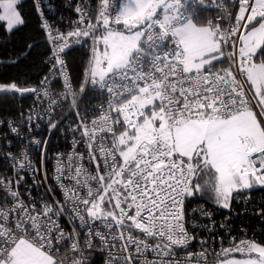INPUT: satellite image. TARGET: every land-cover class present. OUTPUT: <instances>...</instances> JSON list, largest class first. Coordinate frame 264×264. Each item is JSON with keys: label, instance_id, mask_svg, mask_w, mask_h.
<instances>
[{"label": "snow or ice", "instance_id": "snow-or-ice-1", "mask_svg": "<svg viewBox=\"0 0 264 264\" xmlns=\"http://www.w3.org/2000/svg\"><path fill=\"white\" fill-rule=\"evenodd\" d=\"M18 3L0 0V21L9 31L24 23ZM202 4L99 0L95 23L87 3L77 6L78 25L89 30L61 34L58 50L73 37L91 36L104 46L92 49L87 76L106 104L91 128L80 125L96 172L69 156L57 168V179L67 181L60 184L63 202L26 201L19 180H0V264H85L55 258L62 245L82 256L78 228L88 229L85 247L98 238L116 250L111 264H207L206 249L189 250L195 236L186 227L185 202L210 186L216 202L229 208L234 192L264 185V0H240L237 26L227 30L222 18L200 19ZM56 64L63 66L59 56ZM29 91L35 89L0 84V92ZM72 103L79 116L75 97ZM49 125L56 127L51 119ZM202 175L211 177L204 187ZM63 216L79 221L67 234ZM97 221L106 232L95 230ZM223 252L242 258L220 264H264V245L256 242L241 240Z\"/></svg>", "mask_w": 264, "mask_h": 264}, {"label": "built area", "instance_id": "built-area-1", "mask_svg": "<svg viewBox=\"0 0 264 264\" xmlns=\"http://www.w3.org/2000/svg\"><path fill=\"white\" fill-rule=\"evenodd\" d=\"M33 2L50 45L47 61L52 69L44 83L33 88L35 89L31 92L33 99L27 109L18 116L0 117V180H11L13 184L19 180L18 191L26 201L63 202L65 197L60 184L67 181L57 179L60 175L57 172L58 166H66L68 157L71 156L73 163L82 165L87 173L96 172V162L89 159V140L83 135L80 125L88 123V127H92L90 121L100 116V106L106 104L107 97L88 82L87 72L84 87L82 89L76 87L66 54L74 37L67 40L62 52L58 50V45L62 43L59 37L61 34L67 36V33L74 31L77 26L89 30L86 24L78 25L80 13L76 8L83 7L87 3L95 23V11L99 0H33ZM209 6H212L214 11L208 20L222 18L220 24L225 30L237 26L235 17L239 13L240 0H203V4L198 6L196 11ZM45 24L47 27L44 26ZM99 32L101 30L95 32L94 37H97ZM79 39L89 40L91 56L96 40L91 36ZM238 47L239 45L236 46L237 49ZM224 51L227 55L230 49L224 48ZM56 56L63 60V66L56 64ZM222 66L228 67L229 61H225ZM232 67L233 71H236L235 65ZM66 78L68 87L65 85ZM240 79L243 82L242 76ZM44 90L50 95L44 96ZM244 90L248 96H252L249 84L244 83ZM85 91L92 93L94 97H88L84 94ZM74 97L79 116L77 109L73 108ZM52 100H56L57 103L52 105L50 110ZM252 103H255V100ZM255 110L259 112V107ZM29 116L31 120L28 119ZM81 117H85L84 121H81ZM50 119L56 127H50ZM13 128L16 131H13ZM81 154L83 159L80 158ZM97 160L103 170V160L99 154ZM259 187L264 188V185ZM86 191L87 189H83L81 194ZM233 198L236 209L225 214H220V211L204 202L195 203L187 210V201L185 202L186 227L189 234L195 236L189 250L198 253L206 249L209 253L207 264H216L235 255L240 256L235 252L227 255L223 252V249L232 247L236 242L247 240L259 243L261 239L262 229L259 226H251L250 223L262 215L260 197L255 193L247 192L245 195H235ZM68 207L71 205L69 204ZM243 218L246 221H243ZM73 223L79 225V221H73L71 216H63L59 219V224L66 234L71 232ZM99 224L100 222L97 221L95 230L106 232V229L98 227ZM78 231L82 256L80 253H72L69 250L70 245H62L55 258L61 260L67 257L69 262L72 259H83L87 263L95 253L101 255L102 264H111L110 258L117 254L116 250L110 251L109 246L98 238L92 240V247L89 249L83 244L88 229L78 228ZM149 258H151L150 254Z\"/></svg>", "mask_w": 264, "mask_h": 264}, {"label": "trees", "instance_id": "trees-1", "mask_svg": "<svg viewBox=\"0 0 264 264\" xmlns=\"http://www.w3.org/2000/svg\"><path fill=\"white\" fill-rule=\"evenodd\" d=\"M210 1V0H209ZM63 2V1H62ZM24 23L7 30L5 22L0 21V84L8 85L15 82L20 88H36L41 86L52 66L47 61L50 45L41 26L39 16L33 0H21L17 5ZM2 11V10H0ZM212 6L198 10L200 19L208 20L213 13ZM91 43L86 39H72L67 50V58L71 70L72 79L79 89L85 84L86 72L90 61ZM88 97H94L90 92H84ZM31 93L0 92V117L18 116L27 109L32 102ZM255 193L261 199L262 215L253 220L251 226H259L262 235L259 243L264 244V188L259 186L251 189H243L232 196V207L224 210L212 203L204 196V192L186 202L188 210L193 204L204 202L220 211V214L236 209L235 195ZM243 221H246L243 218ZM85 264H102L100 254H92L89 262Z\"/></svg>", "mask_w": 264, "mask_h": 264}, {"label": "rangeland", "instance_id": "rangeland-1", "mask_svg": "<svg viewBox=\"0 0 264 264\" xmlns=\"http://www.w3.org/2000/svg\"><path fill=\"white\" fill-rule=\"evenodd\" d=\"M21 0H19V2H20ZM17 10L19 11V9H18V7H17ZM20 12V11H19ZM22 17V16H21ZM5 25H6V22H5ZM112 27L113 28H117L118 26H116V25H112ZM6 28H7V25H6ZM104 34V30L103 29H101V32H99L98 34H97V37H100V36H102ZM94 48H97L98 50H100L101 52L103 51V48H104V46H103V43L102 42H95V47ZM211 179V177L210 176H204V175H202L201 177H200V179H199V182H200V184L202 185V187H204V183H205V180H210ZM257 186H259V184H254L253 185V187L252 188H254V187H257ZM204 196L206 197V198H208V200H210L212 203H214V204H216L218 207H220V208H222V209H224V210H230L231 209V207H232V198H231V202H230V206H229V208H223L219 203H217L216 202V200H215V197H214V193L211 191V188H210V186L209 187H204ZM258 244H261V245H264L263 243H258ZM231 258H237V259H240V258H242L241 256H237V255H235V256H231V257H228V258H225V259H223V260H227V259H231ZM216 264H220V262H218V263H216Z\"/></svg>", "mask_w": 264, "mask_h": 264}, {"label": "water", "instance_id": "water-1", "mask_svg": "<svg viewBox=\"0 0 264 264\" xmlns=\"http://www.w3.org/2000/svg\"><path fill=\"white\" fill-rule=\"evenodd\" d=\"M29 89H33V88H29ZM32 91H29V92H23V93H31Z\"/></svg>", "mask_w": 264, "mask_h": 264}, {"label": "crops", "instance_id": "crops-1", "mask_svg": "<svg viewBox=\"0 0 264 264\" xmlns=\"http://www.w3.org/2000/svg\"><path fill=\"white\" fill-rule=\"evenodd\" d=\"M250 86V85H249Z\"/></svg>", "mask_w": 264, "mask_h": 264}]
</instances>
